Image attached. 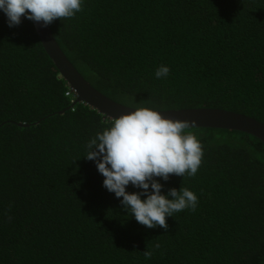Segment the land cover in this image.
Here are the masks:
<instances>
[{
    "label": "trees",
    "instance_id": "obj_1",
    "mask_svg": "<svg viewBox=\"0 0 264 264\" xmlns=\"http://www.w3.org/2000/svg\"><path fill=\"white\" fill-rule=\"evenodd\" d=\"M50 26L118 103L223 108L264 123V0H83ZM162 64L169 75L156 78ZM74 98L34 23L10 28L0 12V264H264L262 140L185 129L203 145L197 174L157 179L165 194L193 191L196 210L147 228L83 158L113 119Z\"/></svg>",
    "mask_w": 264,
    "mask_h": 264
},
{
    "label": "clouds",
    "instance_id": "obj_2",
    "mask_svg": "<svg viewBox=\"0 0 264 264\" xmlns=\"http://www.w3.org/2000/svg\"><path fill=\"white\" fill-rule=\"evenodd\" d=\"M82 4L83 0H0V12L10 28L23 19L47 27L57 19L74 17ZM169 72L162 64L155 76L164 78ZM132 109L90 138L83 158L95 163L104 177L102 186L122 198L120 203L128 215L147 228L167 230V218L186 209L195 211L198 197L186 187L165 194L157 178L168 181L173 174L194 177L204 155L203 145L195 134L185 132L187 120L165 117L156 108ZM129 185L138 191L129 192ZM144 256L149 259L152 252L147 250Z\"/></svg>",
    "mask_w": 264,
    "mask_h": 264
},
{
    "label": "water",
    "instance_id": "obj_3",
    "mask_svg": "<svg viewBox=\"0 0 264 264\" xmlns=\"http://www.w3.org/2000/svg\"><path fill=\"white\" fill-rule=\"evenodd\" d=\"M34 26L46 53L75 92L76 99L73 105L84 102L102 113L105 118L113 120L122 114L134 111L133 107L112 100L85 79L61 48L50 25L42 27L40 24L34 23ZM159 111L165 117L187 120L188 128L237 130L251 134L264 142V123L241 112L215 107Z\"/></svg>",
    "mask_w": 264,
    "mask_h": 264
},
{
    "label": "built area",
    "instance_id": "obj_4",
    "mask_svg": "<svg viewBox=\"0 0 264 264\" xmlns=\"http://www.w3.org/2000/svg\"><path fill=\"white\" fill-rule=\"evenodd\" d=\"M68 95L70 94V92L67 93Z\"/></svg>",
    "mask_w": 264,
    "mask_h": 264
}]
</instances>
